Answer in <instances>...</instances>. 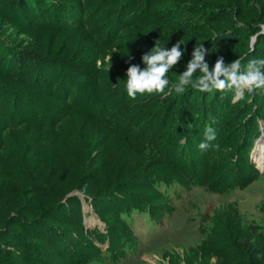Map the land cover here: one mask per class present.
<instances>
[{
    "label": "rangeland",
    "instance_id": "374dc122",
    "mask_svg": "<svg viewBox=\"0 0 264 264\" xmlns=\"http://www.w3.org/2000/svg\"><path fill=\"white\" fill-rule=\"evenodd\" d=\"M62 5L71 10L67 19L72 25L87 26L82 54L100 66L101 83L109 85V93L117 92L109 96L107 87L100 90L93 117L70 106L72 85L63 91L65 100L24 86H10L15 101L0 96V107L6 111L0 112V264H94L93 257H98L95 264H248L230 227L238 223L264 243V118L255 112L230 117L228 124L215 129L211 144L219 147L202 152L198 145L204 135L190 141L181 131L174 135L167 125L152 123L151 104L145 98L150 94L138 93L131 99L126 81L113 80L130 64L145 67L141 57L156 41L166 49L178 41L184 44L180 29L191 20L187 4L153 0L149 12L137 0H71ZM2 37L15 44L11 32H3ZM225 100L224 96L221 102ZM253 101L257 100L245 93L239 105ZM193 121L197 130L208 127L203 112ZM94 139L98 146L92 156L109 173H103L100 181L126 173L121 176L120 194L128 199L136 191L137 198L129 200L133 212L95 208L96 203H108V198L88 192L100 185L87 183L86 190L74 187L72 174L80 165L83 147ZM54 156L53 166L47 165ZM155 164L159 179H147L139 186L134 171ZM62 168L67 173L64 185L70 188L59 199L65 201L63 210L75 212L67 219H59L58 214L43 219L57 238L30 240L13 233L12 221L40 217L58 199L56 184L43 190L40 182L57 177L55 171ZM82 213L87 225H97L99 234L80 230ZM109 229L127 240L116 253L107 250L109 241L117 249ZM65 237L70 251L61 248Z\"/></svg>",
    "mask_w": 264,
    "mask_h": 264
},
{
    "label": "trees",
    "instance_id": "16d2710c",
    "mask_svg": "<svg viewBox=\"0 0 264 264\" xmlns=\"http://www.w3.org/2000/svg\"><path fill=\"white\" fill-rule=\"evenodd\" d=\"M47 1L0 0V96H5V98L12 96L15 101V93H12L10 86H24L53 92L54 96L65 100L63 91L72 85L75 90L72 91L70 106L93 117L96 104L100 102V90L107 87L106 92L109 96H114L117 91L113 89L109 93V85L103 86L101 83V78L104 76L100 66L96 61L83 56L82 42L87 38L88 28L86 25L78 28L68 21L67 15L71 10L67 12L62 4L71 0ZM152 1L137 0L138 4L147 12H149L148 5H151ZM184 4H187V9L191 13V20L180 29V39L184 42L181 45L182 56L186 54L188 58L182 57L183 60L178 62L176 68L173 67L167 73L166 78L172 83L177 82L179 74L186 70L196 43H203L208 50L205 60L210 69L218 57H223L225 63L243 57L244 64L253 58H264V0H184ZM6 31L15 36L14 45L8 44L3 39L2 33ZM114 76L117 77L113 78L114 81L119 79L126 81L127 79L126 72L122 71L116 72ZM166 92L167 95L153 93L149 97H145L146 101H150L152 108L150 112L154 119L151 122H161L167 125L169 132L174 135L181 131L188 136L190 141L194 140L196 136H199L200 140V135H204L207 128L197 130L198 128L193 127V120L199 118L200 112L207 116L208 127L217 130L220 129L221 124H228L230 117L240 114L253 115L255 112L260 115L259 118H264V93L259 90L250 93V97L257 101L244 102L242 105H239L242 99L234 101L233 93L230 92L202 93L191 88L179 95L168 88H166ZM224 96L226 100L221 102ZM237 106H239L238 109ZM0 110L2 113L6 112L1 107ZM135 124L137 125V123ZM97 144L94 139L91 142H86L83 147L82 163L79 162L78 169H75L72 174L75 176L74 187L86 190L87 183L100 185L88 192L95 194L100 199L108 198V203L107 205L96 203L95 208H110L120 214H123L122 211L126 209L133 212L134 209L129 206V200L137 198L136 191L133 190L134 193L128 195V199L120 194L124 190L121 176L126 173L120 175L119 178L105 176L100 181L101 175L108 172L105 170V165L98 164L96 158L92 156V151L98 146ZM51 154L52 152H49L48 155ZM52 160H55V156L49 157L47 165L53 166ZM149 160L152 161L153 158L151 157ZM72 163L75 164L76 160H72ZM145 166L144 162L143 167ZM157 166L155 164L149 170L134 171L138 176L137 180H141L138 183L139 186L146 185L145 180L147 179H159L158 173L154 170ZM59 170L55 171L57 177L48 176L47 183L40 182L43 190L56 184L53 190L58 194V199L55 198L53 203L43 209L40 217L37 215L30 220L15 219L12 221L10 227L13 228V233L19 234L21 238L26 236V239L30 240L39 239L40 241L53 242L54 238H57V233L51 232V228L45 226L46 222L43 219L57 214L59 219H67L68 213L73 215L75 212L73 210L72 212L71 210L66 211L67 208L63 210L65 201H61L59 198L62 191L68 187L64 185L67 173L64 168ZM50 182H52L51 185H49ZM112 193L116 194L111 195ZM143 202L150 205L148 200ZM32 210L38 214L37 210ZM78 224L80 230L86 234H99L97 225L95 227L86 224L83 213L81 223ZM230 229L235 244L246 254L248 264H260L264 243L238 223H232ZM108 234L111 240H115V247H117V249H112L111 241H109L108 251L116 253L118 248L126 245L127 240L122 233L109 229ZM61 244V248L65 251H70L72 248L66 237ZM56 246L58 245L56 244ZM96 247L99 249L97 244ZM90 262L97 263L98 257L97 259L93 257Z\"/></svg>",
    "mask_w": 264,
    "mask_h": 264
},
{
    "label": "clouds",
    "instance_id": "9594fccd",
    "mask_svg": "<svg viewBox=\"0 0 264 264\" xmlns=\"http://www.w3.org/2000/svg\"><path fill=\"white\" fill-rule=\"evenodd\" d=\"M207 52L203 43H196L186 70L179 74L177 82L172 83L166 76L181 60V42L178 41L170 49H166L156 41L150 51L141 57L145 67L130 64L127 68L128 97L135 99L138 93L167 95L166 88L174 90L178 95L184 94L188 88L202 93L230 92L233 93L234 100L243 99L245 93H255L257 90L264 93V58H253L244 64L243 57L230 63H225L223 57H218L210 69L205 60ZM109 59L111 60V56ZM204 137L198 145L202 152L209 147H219L211 144L216 139L215 129L207 127Z\"/></svg>",
    "mask_w": 264,
    "mask_h": 264
},
{
    "label": "bare ground",
    "instance_id": "6f19581e",
    "mask_svg": "<svg viewBox=\"0 0 264 264\" xmlns=\"http://www.w3.org/2000/svg\"><path fill=\"white\" fill-rule=\"evenodd\" d=\"M13 93V92H12ZM16 93H17V91H16ZM260 154V153H259Z\"/></svg>",
    "mask_w": 264,
    "mask_h": 264
}]
</instances>
